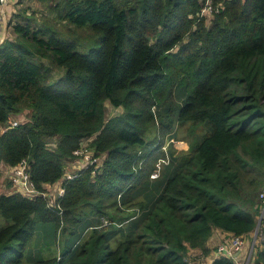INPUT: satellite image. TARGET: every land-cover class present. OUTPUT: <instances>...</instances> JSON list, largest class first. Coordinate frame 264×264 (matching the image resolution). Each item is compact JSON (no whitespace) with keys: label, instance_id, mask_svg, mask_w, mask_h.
Instances as JSON below:
<instances>
[{"label":"trees","instance_id":"1","mask_svg":"<svg viewBox=\"0 0 264 264\" xmlns=\"http://www.w3.org/2000/svg\"><path fill=\"white\" fill-rule=\"evenodd\" d=\"M40 1L51 15L18 0L0 40V124L25 116L0 130V167L25 160L41 192H0V264H190L213 227L250 231L264 187V0H210L209 24L206 0ZM181 127L187 147L166 154ZM84 138L100 165L49 205L43 183ZM41 221L53 234L23 260Z\"/></svg>","mask_w":264,"mask_h":264},{"label":"crops","instance_id":"2","mask_svg":"<svg viewBox=\"0 0 264 264\" xmlns=\"http://www.w3.org/2000/svg\"><path fill=\"white\" fill-rule=\"evenodd\" d=\"M22 2L25 5L31 7L32 5H30V2L39 4L40 1L22 0ZM17 3L18 0H4L2 3H0V40L4 36L10 34V28L7 23L10 17L12 16V13L15 11V8L17 7ZM116 109L119 111L121 110V108L119 109L118 107ZM16 117L21 118L22 120V118H24L25 116L24 114L12 115V118H16ZM87 147L93 151L92 147L89 146ZM100 163H101V156L98 157L97 165H100ZM2 165L4 166V164ZM84 165H86V161L83 155L78 158L74 157L71 159H67L65 171L66 170L77 171L80 167ZM61 178L62 176L57 181H59ZM44 186L47 188H53L54 182L51 183L47 182L44 184ZM261 191H264V187L261 189ZM259 199H260V206L256 214V224L250 231L243 234L244 241L243 244L241 245V248H238L233 252V256H235L238 259H246L247 256L249 255L251 261L255 263H257L256 259L259 254V251L264 248V201L262 200L260 193H259ZM231 234H232L231 232L223 230L219 227H213L211 235L209 236L206 242V246L209 248L208 252L202 253L200 248H190L188 251L189 263L197 264L199 261L202 260L211 261L215 257L220 256V254L216 252V246L220 241H222L225 238H228ZM260 264H264V263L260 262Z\"/></svg>","mask_w":264,"mask_h":264},{"label":"built area","instance_id":"3","mask_svg":"<svg viewBox=\"0 0 264 264\" xmlns=\"http://www.w3.org/2000/svg\"><path fill=\"white\" fill-rule=\"evenodd\" d=\"M4 0H0V3H2ZM210 0H206L205 5L202 8V12H208L210 11ZM18 119H10V123L8 125H1L0 124V130H5L8 126L15 125L17 123ZM4 126V127H3ZM3 127V128H2ZM2 130V131H3ZM76 154H81L82 150L81 147L74 151ZM91 153H85L84 159L86 161V164L95 162L96 158L91 157ZM168 157L165 156L164 158H160L155 162L153 170L150 172V177H155L158 174L160 165L163 161H167ZM76 171H65L62 175V178L54 182L53 188H47L44 186L45 183H43V187L45 188V191L42 192L43 195L46 196V198L49 200V205H54L56 199L63 193L64 191V181L73 177ZM6 178L12 185H14V189L12 191H21L26 194H28L30 197H34L37 194H40L41 192L38 191L35 187H33L32 182L29 178V172L27 169V163L25 160L20 161L19 163L5 167L2 170V180ZM1 181V180H0ZM51 183V182H49ZM260 196L262 197V200L264 201V191L260 192ZM104 219V223H106ZM244 236L243 234H231L228 238L223 239L220 241L216 246V252H218L220 255H229L233 258L234 264H257L255 262H252L250 259V256L248 255L246 259H238L235 256H233V252L241 248V245L243 244ZM213 260V259H212ZM211 261L202 260L199 261L197 264H212Z\"/></svg>","mask_w":264,"mask_h":264},{"label":"rangeland","instance_id":"4","mask_svg":"<svg viewBox=\"0 0 264 264\" xmlns=\"http://www.w3.org/2000/svg\"><path fill=\"white\" fill-rule=\"evenodd\" d=\"M30 5H32L31 6L32 8L39 9V11H42L43 13L46 12V13H48V15H51V13H49L47 10V7H46L47 4L45 2L40 1L39 4H35L34 2H30ZM206 14H207L206 23L209 24L210 23V21H209L210 20V12H207ZM63 24H65V23H63ZM61 73H62V71H61ZM114 112H115V108H113L107 102V104H106V115L109 116L111 114H114ZM19 114H23V113H18L17 115H19ZM10 116H11V119H18L17 122H19L21 120V118H18V117L12 118V115H10ZM184 135H186V134H184V132H183V127H181V129H179L177 132L178 138H166V141L164 142V145L162 146L165 153L168 154L169 147H171V149H172V146L169 145L170 141H173V147L176 148L177 150L185 149L187 147L188 143H187V140L184 138ZM48 144L50 146L53 145V143H48ZM83 144L85 146L82 147V153H90L92 150L87 147L88 144L86 142H83ZM3 167L4 166L1 165L0 168H3ZM69 172H71V171H69ZM6 180H7L6 178H4L3 180L1 178L0 192L9 193L14 189V185H12L10 182H7L8 180L7 181ZM3 222H4V218L0 214V224H2ZM52 234H53V229H52L51 223L42 222V221L38 222L35 236L32 238V240L29 241V244L27 246V250L25 251V255L23 256V260H26V258L30 254V252L32 254H34V252H33L34 248L32 247V244L36 242L37 238H38L39 242L41 240L40 236H43L47 240H50V237L52 236ZM38 235H40V236H38ZM39 242H38V244H39ZM30 248H31V250H30Z\"/></svg>","mask_w":264,"mask_h":264},{"label":"clouds","instance_id":"5","mask_svg":"<svg viewBox=\"0 0 264 264\" xmlns=\"http://www.w3.org/2000/svg\"><path fill=\"white\" fill-rule=\"evenodd\" d=\"M83 142H86V143H87V138H84V139L81 141V145H80L81 150H82V147L85 146V145L83 144ZM87 146H88V145H87ZM80 147H79V148H80ZM84 154H85V153H82V152H81V154H77V155H76V158L81 157L82 155L84 156ZM91 155H92V156H91L92 158H96L95 163H96V166H97V161H98V157H99V156H98V157H94V156H93V151L91 152ZM102 159H103V156H101V161H102ZM80 168H82V167H80ZM80 168H79V169H80ZM79 169H78V170H79ZM64 171H65V170H64Z\"/></svg>","mask_w":264,"mask_h":264}]
</instances>
